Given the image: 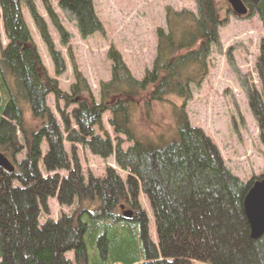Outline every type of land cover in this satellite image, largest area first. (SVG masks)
<instances>
[{
    "label": "trees",
    "instance_id": "16d2710c",
    "mask_svg": "<svg viewBox=\"0 0 264 264\" xmlns=\"http://www.w3.org/2000/svg\"><path fill=\"white\" fill-rule=\"evenodd\" d=\"M56 1L83 37L101 30L91 0ZM242 1L249 14L257 15L264 31V0ZM24 2L36 17L31 0H0L8 40L0 47V152L15 161L24 150L12 172L0 167V264H264V232L258 238L250 237L242 205L247 190L264 170L249 181H240L226 169L203 131L189 125L183 109L189 98L187 85L204 73L210 47L219 43L221 21L212 0H196V14L167 9L166 29L157 30L156 55L141 80L130 75L120 56L110 54L111 77L100 84V103L87 107L79 102L73 109L81 131L66 129L67 140L82 141L85 137L94 152L110 153L108 142L103 151L95 150L98 142L89 129L98 123L96 108L106 105L115 132L132 141L126 150L117 145L114 148L115 161L127 172L126 179L107 169L104 177L89 178L91 183H84L78 170L65 178L42 177L38 171L43 139L48 143L45 168L68 169V164L61 136L44 103L45 95L56 90L55 83L41 74L19 9ZM45 39L49 53L57 59L58 52L47 36ZM255 69L260 89L251 80H242V87L264 139V39ZM71 91L90 95L78 79ZM137 91L147 92L143 103L164 100L174 109L172 123L164 127L168 135L152 140L135 136L127 114L132 108L127 107L133 104ZM175 98L181 100L180 105ZM24 105L41 119L40 128L28 134L23 127ZM13 123L19 127L25 149ZM140 191L151 209L154 242L147 231L146 215L137 203ZM54 195L59 204L76 202L81 211L77 217L61 214L57 220L48 218L40 225L41 212H47L46 198ZM106 201L110 203L108 212L103 210ZM88 202L90 208L97 205L96 210H84ZM124 203L136 211L129 220L113 212ZM68 252L73 254L72 260L66 257Z\"/></svg>",
    "mask_w": 264,
    "mask_h": 264
},
{
    "label": "rangeland",
    "instance_id": "374dc122",
    "mask_svg": "<svg viewBox=\"0 0 264 264\" xmlns=\"http://www.w3.org/2000/svg\"><path fill=\"white\" fill-rule=\"evenodd\" d=\"M30 3L36 17L32 16L30 5L25 2L20 3L19 9L28 30L29 41L46 74L55 83L57 93L53 91L45 95L44 102L63 138L62 147L69 169L77 166L84 183H91L88 182L89 178L104 177L107 169L116 172L121 179L126 178L127 172L118 168L112 152L116 145L126 150L132 141L116 133L109 125L112 114L107 106L96 108L99 110L98 123L89 125L91 135L98 142L95 150L103 151L106 146L104 143H109L110 153L105 155L94 152L93 147L91 149L87 143L89 139L85 137L82 141L66 140V129L72 127L76 132L81 131L76 119L71 117L72 111L79 102L85 103L87 107L97 102L99 86L109 80L112 72V54L120 56L130 75L140 80L144 72L152 67L157 42L156 30H165L166 9L195 13V0H91L101 30L88 37H82L73 20L62 11L56 0H31ZM216 5L219 8L218 18L222 21L218 29L219 43L218 46H212L205 58L204 73L198 75L193 83H187L189 98L183 109L189 125L200 128L211 138L225 167L240 180L247 181L263 171L264 139L248 109L241 80L245 81L248 75L255 82L256 88L260 89L254 64L264 32L255 14L237 18L226 10V2L223 0H218ZM59 30L66 35H62ZM45 36L51 39L52 48L58 51L57 59H53L49 53ZM7 42L0 17V47L6 46ZM75 79L79 80L81 86L85 84L88 87L91 96L71 91L70 86ZM135 95L137 99L134 97L133 104L127 107L132 108L127 114L132 118L135 136L152 140L165 135L164 127L172 123L174 109L164 100L143 103L141 100L147 99V92L137 91ZM117 99L113 97V100ZM175 102L181 104L180 99L175 98ZM23 112L26 134L40 127L41 119L33 116L25 105ZM83 127L87 130L86 126ZM42 145L41 152L44 153L47 145ZM39 168L42 176H65L69 170L55 171L53 167L43 170L42 164ZM46 200L48 217L56 218L59 213L74 217L79 215L80 208L75 205L59 206L54 197ZM137 203L146 214L147 231L154 242L156 237L152 215L146 211L149 204L143 195ZM109 204L105 202L104 211H109ZM114 210L116 212L117 207ZM65 255L71 260L70 253ZM70 264L73 263L70 261ZM192 264L208 263L194 261Z\"/></svg>",
    "mask_w": 264,
    "mask_h": 264
},
{
    "label": "water",
    "instance_id": "95a60500",
    "mask_svg": "<svg viewBox=\"0 0 264 264\" xmlns=\"http://www.w3.org/2000/svg\"><path fill=\"white\" fill-rule=\"evenodd\" d=\"M233 11L239 15L246 13V8L240 0H228ZM0 167L11 170L12 166L0 154ZM243 212L249 226L251 238H258L264 232V176L255 181L243 197ZM129 212H124L129 216Z\"/></svg>",
    "mask_w": 264,
    "mask_h": 264
},
{
    "label": "bare ground",
    "instance_id": "6f19581e",
    "mask_svg": "<svg viewBox=\"0 0 264 264\" xmlns=\"http://www.w3.org/2000/svg\"><path fill=\"white\" fill-rule=\"evenodd\" d=\"M261 236V235H260Z\"/></svg>",
    "mask_w": 264,
    "mask_h": 264
}]
</instances>
